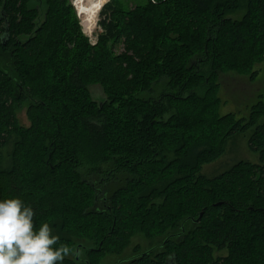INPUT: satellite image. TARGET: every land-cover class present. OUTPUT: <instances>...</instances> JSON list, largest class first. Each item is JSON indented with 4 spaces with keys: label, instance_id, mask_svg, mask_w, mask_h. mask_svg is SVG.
<instances>
[{
    "label": "trees",
    "instance_id": "1",
    "mask_svg": "<svg viewBox=\"0 0 264 264\" xmlns=\"http://www.w3.org/2000/svg\"><path fill=\"white\" fill-rule=\"evenodd\" d=\"M101 27L92 46L70 0H0V201L82 264H264V98L220 113V77L264 62V0H154ZM249 131L257 163L201 173Z\"/></svg>",
    "mask_w": 264,
    "mask_h": 264
},
{
    "label": "clouds",
    "instance_id": "2",
    "mask_svg": "<svg viewBox=\"0 0 264 264\" xmlns=\"http://www.w3.org/2000/svg\"><path fill=\"white\" fill-rule=\"evenodd\" d=\"M110 0H70L81 32L91 42L100 13ZM34 209L21 198L0 201V264H63L66 257L82 264L81 251L60 243L49 223L34 226Z\"/></svg>",
    "mask_w": 264,
    "mask_h": 264
},
{
    "label": "rangeland",
    "instance_id": "3",
    "mask_svg": "<svg viewBox=\"0 0 264 264\" xmlns=\"http://www.w3.org/2000/svg\"><path fill=\"white\" fill-rule=\"evenodd\" d=\"M153 2L154 0H110V2L104 7L103 11L100 13L99 27L93 34L91 42L88 37L83 35L89 42L90 45L94 46L99 37L106 33L102 25H107L112 22V13L117 9H124V11H131L133 9L143 7L147 2ZM71 4V3H70ZM36 7L40 11V19L44 17V9L42 5L36 4ZM72 7V6H71ZM73 9V8H72ZM74 11V9H73ZM75 14V11H74ZM76 17V16H75ZM79 24V22H78ZM80 27V25H79ZM81 29V28H80ZM122 47L115 50L117 54L122 53ZM257 78L255 81H250L247 76H238L234 73H228L220 77V98L222 101V106L220 109L221 114L234 113L238 117L246 116L247 109L250 105L255 103L259 96L264 98V62L256 66ZM91 99L97 104H101L106 101V96L99 85H93L88 88ZM25 108L21 109L17 113V119L22 127H28V121L26 119ZM251 131L246 134L236 135L234 138L229 140L226 146V151L223 157H221L217 162L207 165L203 168L202 174L206 176H212L214 172H222L234 163L238 161H248L251 163H257V155L249 152L247 148V141ZM13 140L3 148V166L7 167L10 161V154L12 151ZM151 243L144 240L141 236H136L132 239L130 247L123 253L120 257L127 258L133 254V248L138 246L140 250H145L150 247ZM225 253L222 252L217 256H223ZM118 257L110 256L107 257L102 264H114Z\"/></svg>",
    "mask_w": 264,
    "mask_h": 264
}]
</instances>
